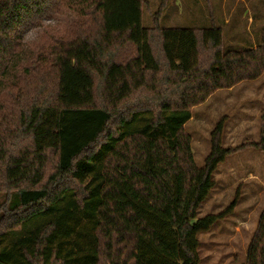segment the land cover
<instances>
[{
    "label": "trees",
    "instance_id": "1",
    "mask_svg": "<svg viewBox=\"0 0 264 264\" xmlns=\"http://www.w3.org/2000/svg\"><path fill=\"white\" fill-rule=\"evenodd\" d=\"M167 1L143 27V0H0V264H200L223 213L198 207L229 154L264 151V109L259 140L224 147L221 120L196 165L189 90L238 48L214 22L163 27ZM242 264H264V210Z\"/></svg>",
    "mask_w": 264,
    "mask_h": 264
},
{
    "label": "rangeland",
    "instance_id": "2",
    "mask_svg": "<svg viewBox=\"0 0 264 264\" xmlns=\"http://www.w3.org/2000/svg\"><path fill=\"white\" fill-rule=\"evenodd\" d=\"M160 2L143 0V27L153 24ZM212 22L222 27L225 47L247 46L264 28V0H168L160 17L163 27L210 26ZM59 27L56 20H47L32 29L24 40L22 56L48 42ZM260 53L258 46L229 52L227 62L205 72L199 85L189 90L192 102L185 107L193 116L185 129L197 166L204 165L212 131L221 120L224 147L259 140L264 109ZM212 177L215 185L198 207L197 216L223 214L208 230L198 233L200 264H242L264 210V151L247 146L231 153Z\"/></svg>",
    "mask_w": 264,
    "mask_h": 264
},
{
    "label": "crops",
    "instance_id": "3",
    "mask_svg": "<svg viewBox=\"0 0 264 264\" xmlns=\"http://www.w3.org/2000/svg\"><path fill=\"white\" fill-rule=\"evenodd\" d=\"M243 1V0H242ZM251 19V18H250ZM228 23H230V22H228ZM252 23H253V21H252ZM255 41V40H254ZM254 41H251V42H253V44L252 45H250V44H247V46H238L237 45V48H238V50L239 51H245L244 49H250L251 47H255V46H258V45H256V43L254 42ZM236 46V45H235ZM259 47V46H258ZM259 49H260V47H259ZM260 61H261V53H260Z\"/></svg>",
    "mask_w": 264,
    "mask_h": 264
}]
</instances>
